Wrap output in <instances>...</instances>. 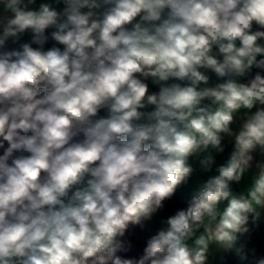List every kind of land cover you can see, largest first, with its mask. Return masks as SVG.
Listing matches in <instances>:
<instances>
[{
  "label": "clouds",
  "instance_id": "1",
  "mask_svg": "<svg viewBox=\"0 0 264 264\" xmlns=\"http://www.w3.org/2000/svg\"><path fill=\"white\" fill-rule=\"evenodd\" d=\"M0 264H264V0H0Z\"/></svg>",
  "mask_w": 264,
  "mask_h": 264
},
{
  "label": "crops",
  "instance_id": "2",
  "mask_svg": "<svg viewBox=\"0 0 264 264\" xmlns=\"http://www.w3.org/2000/svg\"><path fill=\"white\" fill-rule=\"evenodd\" d=\"M198 179H200L199 176H194L193 177V181H192V186L194 187L195 183L198 181ZM191 194V191L190 189H181L177 195H178V198L181 202H184V200L187 198V196H189ZM162 215H166L165 213H163ZM158 223L154 222L152 225H149L148 226V232L151 233V232H154L155 229L158 227Z\"/></svg>",
  "mask_w": 264,
  "mask_h": 264
},
{
  "label": "trees",
  "instance_id": "3",
  "mask_svg": "<svg viewBox=\"0 0 264 264\" xmlns=\"http://www.w3.org/2000/svg\"><path fill=\"white\" fill-rule=\"evenodd\" d=\"M183 202H181L178 198V195L176 196V198L168 205V209L167 212L165 214L170 213L171 211H173L176 207L182 206ZM137 232H139V229H137ZM150 234L148 232V230L144 233H142L141 235H148Z\"/></svg>",
  "mask_w": 264,
  "mask_h": 264
}]
</instances>
